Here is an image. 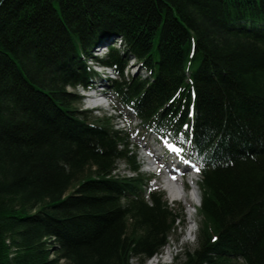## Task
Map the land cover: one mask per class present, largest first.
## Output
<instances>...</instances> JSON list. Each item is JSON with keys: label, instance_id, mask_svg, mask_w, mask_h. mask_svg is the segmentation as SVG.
Masks as SVG:
<instances>
[{"label": "trees", "instance_id": "trees-1", "mask_svg": "<svg viewBox=\"0 0 264 264\" xmlns=\"http://www.w3.org/2000/svg\"><path fill=\"white\" fill-rule=\"evenodd\" d=\"M0 1V264H144L183 220L67 90L111 35L121 51L90 57L119 101L202 163L197 246L173 264H264V0Z\"/></svg>", "mask_w": 264, "mask_h": 264}, {"label": "rangeland", "instance_id": "rangeland-1", "mask_svg": "<svg viewBox=\"0 0 264 264\" xmlns=\"http://www.w3.org/2000/svg\"><path fill=\"white\" fill-rule=\"evenodd\" d=\"M117 44H118V42H117ZM116 48L121 49L122 46L121 45L120 46L117 45ZM102 52L103 51H98V53H100V54ZM131 61L134 63V65H133V67L129 66V62L130 61H128L125 64L124 70H123L124 76L127 77V78H129L130 76H134V77L137 76V77H140V78L147 77V75H148L147 71L145 69H142V66H140L138 64L139 62L134 60V59L131 60ZM76 106L81 107V104H77ZM89 114H90L91 118L95 117L94 113H89ZM136 122H137V120H136ZM119 125H121V124L119 123ZM132 146H133V144H132ZM118 166H119V169H120L121 173H124L125 175L130 173L129 171L126 170V168L124 166V163L119 162ZM197 184H198V182H197ZM156 186H157L156 181L155 180H151L150 181V187L154 188ZM192 187L193 188L196 187L197 193H198V195H200V190H199L198 186H192ZM184 192H185V190H184ZM163 198L167 200V198L165 196H163ZM177 199H179V202H176V203L167 200L166 201L167 205H168L169 208L174 209V211L176 213L184 214V215L187 214L186 218H188V212H191V215L193 216V218L195 219V222H196L195 224L192 223L191 226H190L191 228H194V230L192 232V235H191L193 237L190 240L185 238L183 228H181V227L176 228L175 231L171 232V234L169 235L168 240H167V244L165 246L166 249H163L160 255H164L165 251L169 255V253L173 249L175 250V252L174 253L172 252L173 254L170 253L171 256H167L166 255L165 256L166 258H164V256H163L164 260L161 258L163 261H161V262L159 261V262H157L155 264H173L175 262L174 255L179 257L185 251L192 250V249H194L197 246V235H198V230H199V227H200L199 220H201V219H200V216L198 215L197 209L195 208L196 206L194 208L192 206L191 207L187 206V201L190 202L191 204H194V200H192V199L191 200H187V199L184 200V199H181L179 197ZM176 223L177 222H175V224ZM159 256H157L158 259H160ZM149 261H151V259L146 261L144 264H150ZM60 262H61L60 264H64V261H60ZM131 263L132 264H137L134 259L131 261Z\"/></svg>", "mask_w": 264, "mask_h": 264}, {"label": "bare ground", "instance_id": "bare-ground-1", "mask_svg": "<svg viewBox=\"0 0 264 264\" xmlns=\"http://www.w3.org/2000/svg\"><path fill=\"white\" fill-rule=\"evenodd\" d=\"M131 67H133V65H132ZM166 255L168 256V253H167V252H165L164 255H161V256H160V259H158V257L153 258V259L150 261V264H155V263H157V262H159V261H160V262L163 261V260H164V259H163V256H164V258H166V257H165ZM161 258H162L163 260H162Z\"/></svg>", "mask_w": 264, "mask_h": 264}, {"label": "snow or ice", "instance_id": "snow-or-ice-1", "mask_svg": "<svg viewBox=\"0 0 264 264\" xmlns=\"http://www.w3.org/2000/svg\"><path fill=\"white\" fill-rule=\"evenodd\" d=\"M185 127H187V125H185ZM170 147H171V146H170ZM196 171H199V169H196ZM173 178H175V177H173ZM213 239H215V237H214Z\"/></svg>", "mask_w": 264, "mask_h": 264}, {"label": "water", "instance_id": "water-1", "mask_svg": "<svg viewBox=\"0 0 264 264\" xmlns=\"http://www.w3.org/2000/svg\"><path fill=\"white\" fill-rule=\"evenodd\" d=\"M1 2V1H0Z\"/></svg>", "mask_w": 264, "mask_h": 264}]
</instances>
